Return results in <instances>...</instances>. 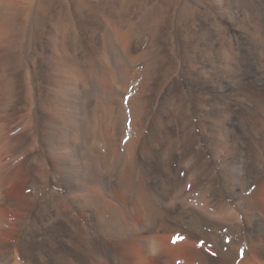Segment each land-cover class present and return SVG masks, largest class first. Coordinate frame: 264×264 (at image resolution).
Segmentation results:
<instances>
[{
	"label": "bare ground",
	"instance_id": "obj_1",
	"mask_svg": "<svg viewBox=\"0 0 264 264\" xmlns=\"http://www.w3.org/2000/svg\"><path fill=\"white\" fill-rule=\"evenodd\" d=\"M0 150V264H264V0H0Z\"/></svg>",
	"mask_w": 264,
	"mask_h": 264
},
{
	"label": "rangeland",
	"instance_id": "obj_2",
	"mask_svg": "<svg viewBox=\"0 0 264 264\" xmlns=\"http://www.w3.org/2000/svg\"><path fill=\"white\" fill-rule=\"evenodd\" d=\"M0 152H2V150H0ZM2 156L3 155H0V160H1V163H2V164L0 163L2 165V166H0V168L2 167L3 170H6V169L8 170L10 168V166L12 165V161L11 160H6V158H4ZM262 186H263V189L260 190L259 192H260V200H261L262 203H264V183H263Z\"/></svg>",
	"mask_w": 264,
	"mask_h": 264
}]
</instances>
